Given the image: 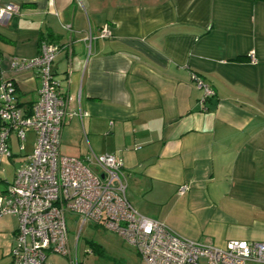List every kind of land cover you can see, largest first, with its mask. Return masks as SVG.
Instances as JSON below:
<instances>
[{
	"label": "crops",
	"instance_id": "1",
	"mask_svg": "<svg viewBox=\"0 0 264 264\" xmlns=\"http://www.w3.org/2000/svg\"><path fill=\"white\" fill-rule=\"evenodd\" d=\"M8 6L0 69L24 112L40 81L14 73L12 59L35 57L44 40L59 46L53 76L78 113L62 129L61 155L116 157L132 207L179 237L264 242V2L0 0ZM103 27L109 37L97 38ZM192 75L215 93L203 104ZM33 143L27 130L20 151L11 134L0 194ZM16 229L15 218L0 219V264H11Z\"/></svg>",
	"mask_w": 264,
	"mask_h": 264
},
{
	"label": "built area",
	"instance_id": "2",
	"mask_svg": "<svg viewBox=\"0 0 264 264\" xmlns=\"http://www.w3.org/2000/svg\"><path fill=\"white\" fill-rule=\"evenodd\" d=\"M14 12L12 6L0 7V25ZM109 35L103 27L97 38ZM95 39L89 30L84 38L88 50ZM58 51V45L44 40L35 57L11 61L14 73L32 71L40 81L29 113L17 106L14 84L2 78L0 69V158L11 157V134H15L20 151L25 132L34 134L32 153L0 194V219L17 220L11 264H50L48 254L78 264L69 250L66 212L80 215L83 224L92 222L115 233L144 264H264V242L230 241L218 248L179 237L160 221L141 215L127 200L122 164L113 155H91L83 162L60 154L65 122L78 113L71 108L74 98L61 94L53 76ZM192 80L203 92L201 104L215 95L196 75ZM92 164L97 172L90 168Z\"/></svg>",
	"mask_w": 264,
	"mask_h": 264
},
{
	"label": "rangeland",
	"instance_id": "3",
	"mask_svg": "<svg viewBox=\"0 0 264 264\" xmlns=\"http://www.w3.org/2000/svg\"><path fill=\"white\" fill-rule=\"evenodd\" d=\"M82 221L78 214L65 213L71 256L76 257L78 264H144L136 251L115 233L92 222L83 224ZM48 262L69 264L67 259L56 254H48Z\"/></svg>",
	"mask_w": 264,
	"mask_h": 264
},
{
	"label": "trees",
	"instance_id": "4",
	"mask_svg": "<svg viewBox=\"0 0 264 264\" xmlns=\"http://www.w3.org/2000/svg\"><path fill=\"white\" fill-rule=\"evenodd\" d=\"M252 1H259V2H264V0H252Z\"/></svg>",
	"mask_w": 264,
	"mask_h": 264
}]
</instances>
